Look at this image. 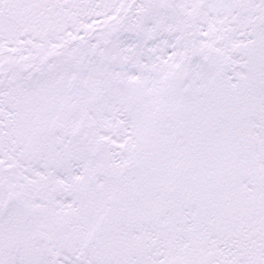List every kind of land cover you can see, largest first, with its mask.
Returning a JSON list of instances; mask_svg holds the SVG:
<instances>
[{"label":"snow or ice","instance_id":"1","mask_svg":"<svg viewBox=\"0 0 264 264\" xmlns=\"http://www.w3.org/2000/svg\"><path fill=\"white\" fill-rule=\"evenodd\" d=\"M0 264H264V0H0Z\"/></svg>","mask_w":264,"mask_h":264}]
</instances>
